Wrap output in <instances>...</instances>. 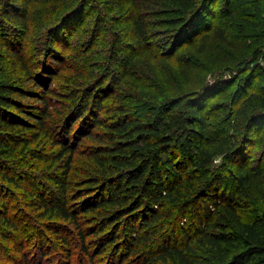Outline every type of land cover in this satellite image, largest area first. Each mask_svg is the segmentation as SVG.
<instances>
[{
	"label": "trees",
	"instance_id": "obj_1",
	"mask_svg": "<svg viewBox=\"0 0 264 264\" xmlns=\"http://www.w3.org/2000/svg\"><path fill=\"white\" fill-rule=\"evenodd\" d=\"M221 1L225 26L220 0H98L127 9L107 19L128 22L130 42L116 28L109 56L103 49L94 72L62 92L52 88L61 60L52 37L37 58L26 52L37 0H0V264H71L76 251L79 264H264V155L250 163L264 84L235 110L240 134L213 132L215 87L176 97L123 86L152 43L141 3L177 9L174 38L199 40L201 52L211 31L228 42L235 22L264 46V0Z\"/></svg>",
	"mask_w": 264,
	"mask_h": 264
},
{
	"label": "rangeland",
	"instance_id": "obj_2",
	"mask_svg": "<svg viewBox=\"0 0 264 264\" xmlns=\"http://www.w3.org/2000/svg\"><path fill=\"white\" fill-rule=\"evenodd\" d=\"M81 1L37 0L30 6V32L27 35L26 52L33 53V57L37 58L38 53L48 43L49 37H52L50 43L54 48H59L58 56L61 58L57 67L58 75L54 78L52 88L62 92L76 86L77 81L94 72L97 65L93 62L100 61L103 49L109 56V48L116 28L123 34L124 40L130 42L127 32L128 22L115 26L116 23L108 21L110 17L122 19L127 9L123 12L118 8L107 11L103 7L96 6L98 0H95V3L92 1V6L81 10L71 17L73 18L71 21H65L64 25L61 24L62 26L55 30L54 27L60 18L78 6ZM222 7L220 0L217 5L216 23L225 26L226 22L222 19ZM138 10L150 22L152 43L136 57L131 66L130 77L123 81L124 89L137 88L151 94L152 90L149 87L162 86L171 96L177 97L202 91L207 86L215 87L207 96L208 110L213 115L211 128L213 132H216L219 127H222L221 129L231 134L237 130L238 134L240 126L238 127L239 119L234 116L235 110L238 109L242 100L258 89L259 84H264L262 70L264 46L257 47L255 44L257 37L247 34L242 28L243 23H228L226 32L229 41L225 42L214 36L211 31L206 48L201 52L199 40L189 45L187 41L183 43V38L179 41L174 38L175 27L171 20L179 16L177 9L141 3ZM99 16H105L108 19L101 35L96 39L94 35ZM261 19L264 21V14ZM69 30L72 32L70 38ZM18 39L20 44L24 42L21 38ZM177 41L178 44H176ZM259 49L261 54L257 56L255 51ZM27 58L30 59L29 56ZM258 65L262 68L259 74L255 72ZM245 70L250 72L249 75L244 73ZM258 124L261 126L260 134L255 141L251 142L250 163L252 166H258L259 160L264 155V122L261 121ZM45 142L43 144L49 147L50 142L46 140ZM43 144L38 146L42 147ZM220 161L218 160L217 163L219 164ZM77 249L78 244H73V250ZM77 258L78 251L71 259V264H79ZM85 260L88 262V259ZM105 260L107 259L98 256L96 263L106 264L100 263Z\"/></svg>",
	"mask_w": 264,
	"mask_h": 264
}]
</instances>
